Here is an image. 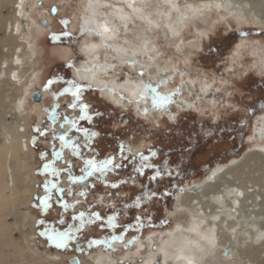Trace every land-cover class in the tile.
I'll return each instance as SVG.
<instances>
[{"label": "bare ground", "instance_id": "1", "mask_svg": "<svg viewBox=\"0 0 264 264\" xmlns=\"http://www.w3.org/2000/svg\"><path fill=\"white\" fill-rule=\"evenodd\" d=\"M10 3L8 13L2 14V7ZM130 3L133 7L128 6ZM32 5V0H0V264H64L68 258L65 254L44 257L34 244L33 216L27 210L18 211L21 198L25 194L31 195L34 180L26 119L19 112L24 102L22 96L30 95L36 82L34 71L27 67L33 54L28 39L30 29L34 24L37 25L35 32L41 28L28 13ZM133 8L139 11L134 12ZM208 8L220 16H232L239 24L242 18L264 24V0H86L77 25L82 38L78 50L85 57L75 65L73 74L81 82L105 92L116 104L124 105L121 94L125 95L134 103L137 114L143 117L151 115L154 110L149 107L147 114H142L141 109L147 102L141 100L137 103L133 95L142 87L136 76L141 66L144 67L145 80L151 78L155 82L157 77L168 80L160 86L161 93L185 85L182 91L198 96L193 78L181 75V71L173 82L175 85L170 84L176 68L167 58L160 57L161 50L154 39L155 34H160L172 40L173 50L185 58L188 46L180 43L179 34L190 26V31L198 37L204 36L209 27L204 26L203 14ZM121 16L128 19L121 20ZM105 22L115 30L114 35L109 33L102 38L81 33L82 27L96 28ZM105 43L112 45L113 51H108ZM92 45L97 47L92 48ZM238 49L236 45L233 52L238 53ZM256 50L253 47L250 52L255 55ZM125 55L130 58L135 55L137 63L127 66L119 59H113ZM259 58L264 69V52ZM123 68L132 75L119 77V70ZM199 84L204 95L209 92L208 82ZM205 101L212 103L209 98ZM175 105L187 110L192 100L179 96ZM173 112L170 108L161 109L155 116L165 113L174 121L176 114ZM252 124V134L246 138L250 144L240 157L214 164L202 177L176 192L171 211L177 214L176 222L163 236L136 239L131 244L134 248L119 242L113 244L116 250L127 247L118 255L122 261L133 264L141 257L147 258L155 241L157 250L166 248L169 252L167 264H186L185 260L175 259L181 254L192 257L195 264H233L236 261L264 264V114L258 115ZM7 215L13 216L12 223L5 221ZM26 230V236L21 240L13 237L14 231L22 234ZM111 254L110 251H98L89 254L87 260L78 258L76 264L117 263ZM157 258L164 259L158 253Z\"/></svg>", "mask_w": 264, "mask_h": 264}, {"label": "rangeland", "instance_id": "2", "mask_svg": "<svg viewBox=\"0 0 264 264\" xmlns=\"http://www.w3.org/2000/svg\"><path fill=\"white\" fill-rule=\"evenodd\" d=\"M32 2V8L28 9V13L33 20H36L37 24H40L41 28L39 32H35L37 25L34 24L30 29L31 36L28 39L31 41L33 54L28 61L29 64H26L34 71L36 77L34 81L36 82L35 86L31 87L30 95L24 94L22 96L21 100L24 102L21 103L19 112L26 119V129L29 136L28 146L32 151L30 162L31 167H33L34 180L31 186V195L25 194L21 198L20 204L22 205L18 211L27 210L33 216L35 221L34 244L44 257L52 254L60 256L65 254L68 258L63 263L70 264V260L75 257L86 259L89 254L98 251H110L112 252L111 255L117 259L115 264H132V262L122 261L121 257L118 256L119 253L127 250V247L124 246L114 252L105 249L103 246H96L86 251H77V246H84L87 238L103 237L108 233L109 230L107 229L101 230L99 227L86 226L81 233L77 234V239L69 242L67 248L58 249L54 245H50L45 237L39 235L43 226L38 225L37 220L44 219L54 223L63 216L66 221L65 225L60 226L63 228L67 227L68 224L77 223L71 219L74 213L78 214L80 211L91 210L100 213L107 211L111 214V209L115 208L118 210L117 223L119 225L131 221L136 215L147 217L151 212L153 226H146L139 233L129 230L124 235V241L132 240L137 236L142 238L150 235L155 239L163 236L166 230L171 229L176 222L177 214L171 213L174 207L173 197L176 192L180 191L187 183L202 177L214 164L223 163L231 157H240L243 150L250 144L246 138L252 134V122L258 115L264 114V110L260 108V105L264 103V69L258 60L264 52V38L259 35L261 31H264V24L253 23L250 18L248 22L242 18L239 24L232 16H220L218 12L208 8L205 10L208 12L203 14L204 26L209 27L204 36L198 37L190 31V26H187L179 34L180 43L188 46V54L185 58L181 53L178 54L177 51L173 50L172 40L155 34L154 42L161 50L160 57L167 58V61L173 63L176 68L173 71L174 76L171 78L170 84L175 85L173 82L178 79L181 71L183 76L193 78L196 92L199 94L193 96L188 91L181 92L180 96L192 100V105L189 109L182 110L173 103L169 108L176 114L174 121L165 113L159 117L155 116L158 110H154L151 115L145 116L146 118L140 116L134 109V103L130 102L125 95H123L125 98L121 100L124 105H120L113 102L112 99L110 100L109 96L105 92H101L99 88L91 86V89L85 92L84 99L92 102L93 110L100 111L104 115L103 123H99L100 117L94 116V127L87 122H81L84 126L92 127L94 131L99 133L92 141V151L82 149L84 155L88 158L95 155L98 159H104L118 152L120 144L125 146L124 155L128 157L137 152L149 155V150H154L157 154L155 157H151L149 162L161 168L167 166L172 170V176L161 179L159 186L152 184L149 187L163 188L171 183L173 186L167 189L170 193L169 196L153 199L150 203L145 202L140 209H129L127 214H119L124 212L122 205L125 202V197L134 198L139 194L141 181L147 183L146 177H142L134 186L132 185L129 178L131 166L118 172L119 178L126 180L127 183L117 189L108 187L97 176L89 178L87 184L95 187L88 189L89 194L86 197L76 195L75 193L86 189L79 184L70 185L68 174L61 172L58 178V187L64 189L72 187L73 190L72 195L67 192L61 194L62 198L69 204H75V207L64 210L59 202V195L54 193L50 201L51 207L41 211L36 198L45 195L43 184L46 180L56 181L57 178L40 173L38 169H41L44 163L52 159L53 145L58 147L59 141L52 140L51 131H48L46 136H40L36 129L45 130L49 128L50 121L47 119V115L54 104H58V111L69 118L77 116L79 112L78 109L74 111L67 107L72 100L70 95L54 97L51 94L59 92L64 87L62 83H54L50 91H43V86L49 79L55 77H65L74 79L81 84H87L81 82L73 74L75 65L85 57L78 50L82 38L77 25L82 5L86 0H32ZM11 5L12 3L3 6L1 13L7 14L8 6ZM53 8L55 11L52 10ZM213 18L215 20H212ZM65 19L70 21L67 25V31L71 32L79 41L75 45H72L70 40L63 38L60 41L51 39L53 33L59 34L64 30L60 21ZM240 31L248 32L250 35L247 38L241 37ZM212 40L220 44L223 55L215 61H205L201 57ZM222 41L225 42L222 43ZM241 42L242 45L239 47L238 53L233 52L236 45H240ZM253 47L257 48L256 52L258 51L255 55L250 52ZM72 59H74L73 66L66 67L69 60ZM162 60L158 62H162ZM200 82L209 83L207 88L209 92L205 95L199 88ZM40 93L41 99L38 96ZM207 98L212 103L208 104L205 101ZM56 130L57 132L63 131L59 128V121ZM70 135L76 136L78 134L73 130ZM33 137L36 138L35 145L32 143ZM42 150H46L48 153L44 159L40 157ZM117 162H119L118 159ZM69 165L72 167L73 174L79 175L83 161L78 157H72L69 150L65 149L62 159L56 161L54 167L63 169ZM145 171L151 175L152 170L146 169ZM104 179L110 185L117 179V174L109 173ZM110 193L111 195H109ZM76 201H80V203L77 204ZM128 202L131 203L130 200ZM90 205L93 207L89 208ZM13 220L12 215L5 217L6 222L12 223ZM161 220L167 222L161 224ZM120 231L121 229L118 228L116 234H119ZM26 233L27 230L23 231L22 234L14 231L13 237L16 240H21L26 236ZM155 243L153 241V246ZM133 245L128 246L134 248ZM233 264H241V262L236 261Z\"/></svg>", "mask_w": 264, "mask_h": 264}, {"label": "snow or ice", "instance_id": "3", "mask_svg": "<svg viewBox=\"0 0 264 264\" xmlns=\"http://www.w3.org/2000/svg\"><path fill=\"white\" fill-rule=\"evenodd\" d=\"M129 7H133L130 3ZM219 7V5H217ZM55 11V8L52 9ZM133 11H139V9L133 8ZM128 17L121 16V20H127ZM60 23L64 26V30L59 34L53 33L51 39L53 41H60L62 38L65 40H70L72 45L77 44L79 41L73 34L67 31V25L70 23L68 20H62ZM151 23V21H149ZM126 26V25H125ZM82 34H94L96 36H100L102 38L106 37V34L112 33L115 34V30L110 28L107 25V22L104 24L98 25L96 28H81ZM239 35L241 37L247 38L250 34L245 31H240ZM262 38H264V31H261L259 34ZM225 41H222L224 43ZM92 48L97 47L96 45H92ZM104 47L108 51H113L112 45L104 44ZM240 45H237L239 48ZM118 51V50H117ZM223 55L220 44H217L215 40L206 47L203 52L202 59L205 61H215L219 57ZM113 59H119L124 65L134 66L137 63L135 59V55L133 57L121 56V57H113ZM74 63V59L69 60L66 67H72ZM115 68V65H112ZM119 76L123 78L124 76H130V73L127 68H123L119 70ZM183 75V72H181ZM136 76L140 78L142 82V87L138 88L134 93V97L136 102L139 103L141 100L147 102L146 106L141 109L142 114H147L148 108L151 107L153 110H168L169 106L176 102V98L180 96L183 87L185 85H179L175 88L174 91L168 93H161L159 88L162 84H166L168 80L163 77H157L155 82L152 81L151 78L145 80V71L144 67L141 66L136 72ZM62 83L64 87L59 92L51 93L54 97H59L63 95H70L72 97L71 103L67 105V107L71 110H79L78 115L69 118L67 115H62L58 111L59 105H53L52 110L48 113L49 120L51 121L49 128L45 130L36 129L40 136H46L48 131L52 133V140L59 141V146L53 145V149L51 151L52 159L48 162L44 163L41 169H38V172L48 174L51 177L57 178L56 181L52 179H48L43 184V189L45 195L42 197H37L38 207L41 211H44L51 207L50 201L52 200L53 194H63L67 192L69 195L73 194L72 187L67 189L58 187V178L61 172H66L68 174V180L70 185L79 184L82 188H85V191H80L75 193L80 197H86L89 194L88 189L95 187L94 185L87 184L89 178L93 176H97V178L105 183L108 187L112 189H117L119 186L127 183L126 180L120 179L118 172L120 170L126 169L131 166V173H129V178L132 181V185L134 186L138 180L142 177H146L147 183L141 181V188L139 194L133 197H125V202L122 205L124 210L123 213L119 214H127L129 209H140L141 206L145 202H151L153 199H161L163 197H167L170 195L167 190L168 187L173 186L171 183L165 185L163 188H151L149 185L157 184L159 186V181L164 177H171L172 170L167 166L161 168L154 163H150V158L156 156V152L154 150H149V155H145L141 152L133 153L131 157L124 155L123 144L119 145V151L113 153L110 156L105 157L104 159H98L95 155L91 158H88L84 155V150L92 151V141L95 137L99 135L98 132L94 131L92 127H86L81 122H87L89 125H93V118L100 117L99 123H103V113L100 111L93 110L92 102L90 100H85V92L91 89L90 84H81L75 81L74 79H68L65 77H55L49 79L47 83L43 86V91H50L51 86L54 83ZM109 91H112L109 89ZM125 97L121 94V99ZM260 108L264 110V103L260 105ZM59 121V128L62 129V132H57L56 125ZM75 130L78 134L76 136H71L70 133ZM33 145L36 143V138L32 139ZM65 149H68L70 155L72 157H78L83 161V167L79 169L80 174H73L72 167L69 165L66 168L59 169L54 167L56 161L62 159V154ZM48 155L46 150H42L40 152L41 159H44ZM117 159L119 162H117ZM152 170L151 175H148L145 170ZM109 173L117 174V179L112 182L110 185L107 184V181L104 179L105 176ZM135 174L134 176L132 174ZM111 195V193L109 194ZM59 202L64 210L69 208H74L75 204H69L65 202L62 198V195L58 196ZM131 201L129 203L128 201ZM76 203H80V201H76ZM93 205H90L89 208H92ZM118 218V210L113 208L111 209V214L107 211L105 213H100L98 211H80L78 214H73L71 219L76 221L75 224H68L67 227H60L65 225L66 221L61 216L54 223L47 222L44 219L37 220L38 225L43 226V230L39 232V235L45 237L50 245H54L58 249H65L68 247L69 242L77 239V234L81 233L82 230L86 226H95L99 227L101 230H109L107 234L103 237H89L85 240L84 246H77V251H86L88 249H92L96 246H103L107 250L116 251L112 246L113 244L120 242L125 246L131 245L135 242L139 237H134L132 240L124 241V235L129 230H134L139 233L146 226L152 227V213L149 212L147 217H142L140 215H136L134 219L125 223L119 224L117 223ZM166 220H161L160 223H166ZM121 229L119 234H116L117 229ZM150 255L147 258L141 257L136 260L134 264H167L170 259V254L166 248H161L159 250L156 249L155 246H151L149 248ZM157 253L163 256V261L157 258ZM177 260H185L186 264H195V261L192 257H186L184 255H177L175 257ZM75 264V262H74Z\"/></svg>", "mask_w": 264, "mask_h": 264}, {"label": "water", "instance_id": "4", "mask_svg": "<svg viewBox=\"0 0 264 264\" xmlns=\"http://www.w3.org/2000/svg\"><path fill=\"white\" fill-rule=\"evenodd\" d=\"M39 96V99H41V93L38 95ZM34 98V97H33ZM54 105H56V104H54ZM52 110V108L49 110V111H51ZM47 119L49 120V116L47 115ZM50 121V120H49ZM50 123H51V121H50ZM35 198V197H34ZM226 253L225 252H223V255H225ZM72 263H74L75 262V264L76 263H78V258L77 257H75V258H73L72 260H70Z\"/></svg>", "mask_w": 264, "mask_h": 264}, {"label": "flooded vegetation", "instance_id": "5", "mask_svg": "<svg viewBox=\"0 0 264 264\" xmlns=\"http://www.w3.org/2000/svg\"><path fill=\"white\" fill-rule=\"evenodd\" d=\"M52 107H53V106H52ZM52 107H51V108H52Z\"/></svg>", "mask_w": 264, "mask_h": 264}]
</instances>
